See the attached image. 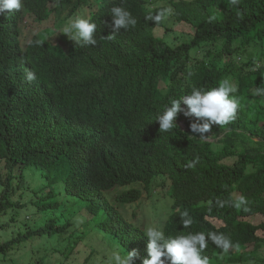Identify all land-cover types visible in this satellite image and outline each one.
Segmentation results:
<instances>
[{
    "label": "trees",
    "instance_id": "1",
    "mask_svg": "<svg viewBox=\"0 0 264 264\" xmlns=\"http://www.w3.org/2000/svg\"><path fill=\"white\" fill-rule=\"evenodd\" d=\"M160 1L174 8L176 28L168 27L165 9L154 8ZM114 6L130 11L136 26L114 33ZM86 9L97 24V45L76 44L58 29L23 43L24 20L42 25L64 11L84 16ZM172 32L184 41L169 44ZM263 45L264 0H23L20 11L0 14V65L14 73L12 84L26 78L38 111L12 113L0 93V262L27 249L32 228L35 235L69 228L81 251L87 246L79 247L77 235L108 237L123 255L136 244L133 264H142L146 229L115 205L137 203L158 189H168L163 195L173 200L160 224L166 235L222 233L233 247L223 251L209 241L210 264L256 261L264 245V95L253 93L264 89ZM29 70L36 79L27 80ZM225 78L239 89L234 121L213 125L201 139L189 127L197 118L180 113L176 120L185 121L186 132H160L156 119L170 98ZM236 155L233 166L224 163ZM240 197L246 203L237 207ZM184 212L193 219L187 228Z\"/></svg>",
    "mask_w": 264,
    "mask_h": 264
},
{
    "label": "clouds",
    "instance_id": "2",
    "mask_svg": "<svg viewBox=\"0 0 264 264\" xmlns=\"http://www.w3.org/2000/svg\"><path fill=\"white\" fill-rule=\"evenodd\" d=\"M231 3L237 4L238 0H231ZM22 7L23 0H0V14H5L6 10L8 12H18ZM62 13L59 14L62 15ZM110 14V26L114 33H119L121 29L128 30L130 26L135 27L137 24V20L132 16V13L121 6L112 7L110 9ZM90 15L91 14H89V16ZM53 17L54 16H52V18ZM66 18L72 19H70L67 24L65 23L62 29H58V33H63L70 40L75 41L76 44L82 43L83 45L90 46L97 45V24L91 19V17L85 16V14L84 16L71 15L69 12V15ZM160 19V14L154 17L155 21H159ZM56 29L50 30L56 31ZM45 31L44 33L46 34ZM38 36L41 37L39 34ZM23 37L24 34L22 33V40ZM107 38L113 39L115 38V35H110ZM12 74L14 73L8 67L0 65V84L5 81L7 82ZM34 79H36L35 73L29 70L27 73V80L32 81ZM12 82H14V84L8 81L5 86L0 87L1 95L13 105L12 113H21L27 110L38 112L32 109V106L37 100L32 96L28 89L26 78H16V80H12ZM238 90L237 84H234L229 79L225 78L220 81L217 86L207 90L204 88L193 87L190 94H184L179 98H170L163 113L156 119V121L159 122L160 132H169L177 127H179L182 132H186L187 129L182 130L178 124L179 121L176 120L178 114L183 113L185 117L194 116L197 118L196 121L191 122L189 125L191 133L201 139L207 138L208 135L205 134L211 132L213 125H226L236 119L237 111L240 107L239 98L235 95ZM253 95H264V89L257 88ZM182 103L186 108L181 106ZM83 146L86 159L89 162V154L86 144ZM197 163H199L198 157L191 161L188 166L194 167ZM62 199L63 196L60 195V200ZM244 203H246L245 198L240 197L236 206L239 207ZM64 207L66 206H63V208ZM24 219L29 220L31 218L25 217ZM77 219H81V215H79ZM181 221L184 228L190 227L193 223V219L188 212L182 214ZM69 231L70 229L68 228L64 231H59L56 234L42 233L35 235L32 228V232L26 237V239L29 241L28 245H34V241H41L42 244L40 246L34 245L35 249L33 252L35 256H37L36 258L40 261L39 264H49L48 258L52 257L57 261V264H59L60 260H62L64 264H69L68 260L70 257L76 251H81L75 247L76 243L74 237L71 236ZM61 235L64 236L63 242H56V238ZM144 235L147 238L148 258H144L142 264H210L209 256L204 255L209 241L223 251H228L233 247L232 241L228 237L222 233L216 232H209L207 234L204 232H189L187 234H181L178 232L175 235H166L162 227L153 224L146 228ZM75 238L78 242L81 241L79 238ZM81 244L83 243L80 242L79 246ZM143 249H145V246ZM57 252L62 255V257L58 255ZM88 256H90L89 261L95 258V254ZM136 256V250L126 251V255L122 256L117 254L114 257V263L133 264V259ZM89 261L86 264H88Z\"/></svg>",
    "mask_w": 264,
    "mask_h": 264
},
{
    "label": "rangeland",
    "instance_id": "3",
    "mask_svg": "<svg viewBox=\"0 0 264 264\" xmlns=\"http://www.w3.org/2000/svg\"><path fill=\"white\" fill-rule=\"evenodd\" d=\"M154 8H161L166 10L165 20L168 23V27L170 28H176V24L174 22V15L175 10L173 7H169L167 5L166 1H160L158 4L154 5ZM92 13L91 9L86 10L85 16H89V14ZM69 15V11H64L62 15L57 14L53 18H51L47 23L39 25L35 23L31 18H28L27 20H24L22 33L24 34L23 42H30L33 37L36 35H40L41 37L43 35H46L44 33L47 29H62L65 25L64 22H60V20L65 19ZM59 16H62L61 19H59ZM73 18V17H72ZM66 22V24L69 22L70 19ZM56 27V28H55ZM180 27H178V30ZM169 44H172L173 46H177L181 44L184 41L183 34L179 33L176 34L172 32V35L167 39ZM59 38L55 39V44H58ZM254 45V43H253ZM264 47V45H263ZM253 50L257 52V47L254 45ZM247 57H251L248 55ZM245 59H242V62ZM262 60H264V56L262 57ZM237 62H241V59H238ZM166 83L164 81L161 82L160 88L165 89ZM179 126L182 128V130H186L185 128V121L180 120L178 122ZM239 140H245V137L242 133H238ZM238 160L237 155L233 158L227 159L224 161L225 164L229 166H233L235 162ZM61 190L63 191V185ZM120 189H116L113 191V195H118L120 193ZM168 189H158V191H155L153 193L154 196H150L147 193H144L141 200L134 204H128L125 206L120 207L118 204L117 206L119 212L125 217V219L128 222H131L133 224L138 225L140 228H147L149 226H152L153 224L160 226L161 222L164 221V214H166V210H169V207L171 206L173 200L163 195L165 192H167ZM87 211V210H86ZM167 217V216H166ZM3 236V235H2ZM4 237V236H3ZM3 237H0V242L4 240ZM77 237L81 240L83 244H81L79 247L87 246V250L91 247L93 251L96 252L95 258L89 261L88 264H110L112 262H115L114 257L119 254L123 255V250L118 246H109V244L106 242V239L108 240V237L105 239L104 237L99 241L97 237L91 240V238L86 236H80L77 235ZM100 237V236H99ZM64 236H58L56 238V242H63ZM53 241V239H52ZM42 243L41 241H34V245L40 246ZM34 245H28L26 250H30L34 252L35 246ZM89 247V248H88ZM134 250L137 252L136 244H134ZM25 249H19L12 252H8L7 257L5 258L6 262H0V264H39V260L36 258L37 256H27L25 255ZM86 251H76L68 260L69 264H82L86 257L90 254V251L87 253ZM254 250V246L251 245L248 249V252ZM58 255H60L57 252ZM62 257V255H60ZM257 260L252 261L249 264H262L264 263V245L260 248L259 251H257ZM49 264H57V261L52 257L48 258Z\"/></svg>",
    "mask_w": 264,
    "mask_h": 264
}]
</instances>
